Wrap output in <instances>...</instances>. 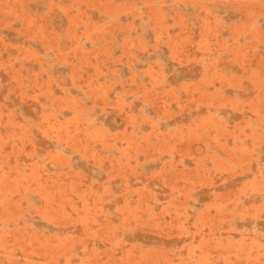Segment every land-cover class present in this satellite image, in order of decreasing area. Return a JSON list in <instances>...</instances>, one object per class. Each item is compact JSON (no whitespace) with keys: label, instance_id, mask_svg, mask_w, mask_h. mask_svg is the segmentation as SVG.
I'll return each mask as SVG.
<instances>
[{"label":"rangeland","instance_id":"374dc122","mask_svg":"<svg viewBox=\"0 0 264 264\" xmlns=\"http://www.w3.org/2000/svg\"><path fill=\"white\" fill-rule=\"evenodd\" d=\"M0 264H264V0H0Z\"/></svg>","mask_w":264,"mask_h":264}]
</instances>
